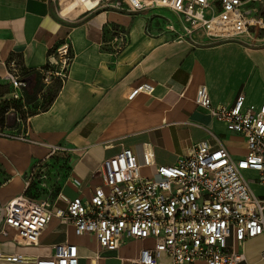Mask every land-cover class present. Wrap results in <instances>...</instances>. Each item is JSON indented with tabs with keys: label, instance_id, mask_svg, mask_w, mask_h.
I'll list each match as a JSON object with an SVG mask.
<instances>
[{
	"label": "crops",
	"instance_id": "1",
	"mask_svg": "<svg viewBox=\"0 0 264 264\" xmlns=\"http://www.w3.org/2000/svg\"><path fill=\"white\" fill-rule=\"evenodd\" d=\"M61 1L0 0V207L24 193L25 174L48 152L43 145L4 134L26 132L32 140L71 148L66 156L50 160L68 163L67 181L59 190L68 198L89 194L101 181L102 161L122 148H129L140 164L146 144L159 165L174 164L202 141L213 149L224 147L235 159L244 156L245 138L228 132L194 103V96L205 86L213 105H231L239 93L247 104H264V35L211 43L197 33L193 41L176 40L166 31L175 17L165 9L87 12L76 7L63 12L69 0ZM65 38L72 57L68 76L63 82L51 78L44 84L38 70ZM10 61L24 72L19 100L4 78ZM145 83L152 92L128 98ZM140 172L149 176L154 168L143 166ZM70 178L81 181V190ZM250 188L264 196L256 182H250ZM2 221L0 211V229ZM62 243L76 245L78 264H91L89 256L95 252L100 256L96 264H129L152 245L151 240L128 241L115 250L100 249L93 235H76L70 224L56 218L36 244L17 242L10 229L7 236L0 233L4 253L47 256ZM234 249L245 257L238 264H264L263 235L236 243ZM157 264L172 263L163 256Z\"/></svg>",
	"mask_w": 264,
	"mask_h": 264
},
{
	"label": "built area",
	"instance_id": "2",
	"mask_svg": "<svg viewBox=\"0 0 264 264\" xmlns=\"http://www.w3.org/2000/svg\"><path fill=\"white\" fill-rule=\"evenodd\" d=\"M76 7L91 12L99 8L120 12L165 9L175 20L166 31L176 40H190L202 33L211 43L239 40L244 35H264V0H76ZM72 57L70 41L61 40L50 52L46 66L40 68L44 84L51 78L63 82ZM5 80L13 88V98L22 99L24 72L13 62H6ZM150 84L132 90L152 92ZM194 103L225 125L228 132L242 135L246 152L233 158L220 146L211 148L197 143L190 152L172 165H159L149 144L143 149L140 164L129 148L102 161L98 170L101 181L87 195L68 198L58 192L54 199L33 198L25 193L37 177L45 178V164L72 149L60 144L32 140L28 134H4L30 144L43 145L48 152L35 162L24 176V193L7 201L0 233L13 230L17 242L36 244L46 225L56 218L70 224L76 235L91 234L100 249L115 250L128 241L151 240L129 264H157L165 256L172 264H238L245 261L234 244L259 235L264 236V196L250 188L256 182L264 188V104L245 103L243 93L231 105H213L205 86L195 92ZM143 166L153 167L149 176ZM251 172L248 180L243 172ZM81 190L82 183L70 178ZM40 188V187H39ZM62 203L63 206H57ZM264 255V252H263ZM98 252L89 256L91 264ZM75 244L62 243L47 256L4 253L0 261L34 264H78Z\"/></svg>",
	"mask_w": 264,
	"mask_h": 264
},
{
	"label": "rangeland",
	"instance_id": "3",
	"mask_svg": "<svg viewBox=\"0 0 264 264\" xmlns=\"http://www.w3.org/2000/svg\"><path fill=\"white\" fill-rule=\"evenodd\" d=\"M68 0H62L61 4L67 3ZM167 20H171L168 15H165ZM46 100V97H44ZM68 163L66 160L57 159L55 162L51 161L45 164L43 170L46 174L45 178L37 177L33 182L36 184V188L32 189L34 193H28L33 198H49L54 199L59 192L60 188L67 181V168ZM253 174L251 172L244 171L243 176L252 180ZM252 182V181H251ZM35 186V185H34ZM40 187V188H39ZM31 190V191H32Z\"/></svg>",
	"mask_w": 264,
	"mask_h": 264
},
{
	"label": "bare ground",
	"instance_id": "4",
	"mask_svg": "<svg viewBox=\"0 0 264 264\" xmlns=\"http://www.w3.org/2000/svg\"><path fill=\"white\" fill-rule=\"evenodd\" d=\"M77 5V1L76 0H69V3L67 5V7L63 10V12H66L67 11V8H69V10H73L74 8H76ZM81 8V7H79Z\"/></svg>",
	"mask_w": 264,
	"mask_h": 264
},
{
	"label": "trees",
	"instance_id": "5",
	"mask_svg": "<svg viewBox=\"0 0 264 264\" xmlns=\"http://www.w3.org/2000/svg\"><path fill=\"white\" fill-rule=\"evenodd\" d=\"M35 185V186H34ZM34 188H36V184H32V187L29 189V190H27V191H25V193L27 194V195H29L30 193H34L33 192V190L32 189H34ZM32 190V191H31ZM29 193V194H28Z\"/></svg>",
	"mask_w": 264,
	"mask_h": 264
}]
</instances>
